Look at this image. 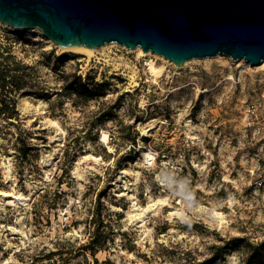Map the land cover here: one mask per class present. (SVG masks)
<instances>
[{"label": "rangeland", "instance_id": "obj_1", "mask_svg": "<svg viewBox=\"0 0 264 264\" xmlns=\"http://www.w3.org/2000/svg\"><path fill=\"white\" fill-rule=\"evenodd\" d=\"M36 30L0 23L28 73L0 117V264H264V67L79 57Z\"/></svg>", "mask_w": 264, "mask_h": 264}, {"label": "water", "instance_id": "obj_2", "mask_svg": "<svg viewBox=\"0 0 264 264\" xmlns=\"http://www.w3.org/2000/svg\"><path fill=\"white\" fill-rule=\"evenodd\" d=\"M0 23L62 48L140 47L175 66L216 55L264 62V0H0Z\"/></svg>", "mask_w": 264, "mask_h": 264}, {"label": "trees", "instance_id": "obj_3", "mask_svg": "<svg viewBox=\"0 0 264 264\" xmlns=\"http://www.w3.org/2000/svg\"><path fill=\"white\" fill-rule=\"evenodd\" d=\"M9 58L8 56H1L0 60V117L9 120V122H13L12 119L18 120V112L15 109V95L27 83L26 78H28V73L22 71L17 74L16 72H20L22 68L18 62L9 61ZM79 86L80 91L82 89L85 90L83 95L86 98L95 95L93 89H85L80 84ZM99 246L100 243L96 240V237H90V240L86 241L82 248L84 250H91L94 253ZM254 263L255 259H253V255H250L245 264Z\"/></svg>", "mask_w": 264, "mask_h": 264}, {"label": "bare ground", "instance_id": "obj_4", "mask_svg": "<svg viewBox=\"0 0 264 264\" xmlns=\"http://www.w3.org/2000/svg\"><path fill=\"white\" fill-rule=\"evenodd\" d=\"M63 49L68 50V51L74 53L76 56H79V57L84 56L86 58H91L93 56V53L100 51V49H102V48L90 49L88 47L81 45V46H74V47L63 48ZM134 50L137 51L142 56H146L148 54L153 55V56L158 55L156 53H151V52L144 53L140 47H137ZM147 65H148V71L151 74V76L157 77L160 74V72H161L160 67L156 66V64L152 60L148 61ZM260 65H261V67H264V62H262ZM105 139H106V135L104 133H102V140H105ZM142 157L144 159H149V160L153 159L152 154H150L149 152H142ZM122 173H125V172H122ZM123 184L125 185V182H123ZM150 206L151 205H148L147 208ZM145 210L146 209L135 208L134 209V211H136L135 215H138L141 217L144 214Z\"/></svg>", "mask_w": 264, "mask_h": 264}]
</instances>
